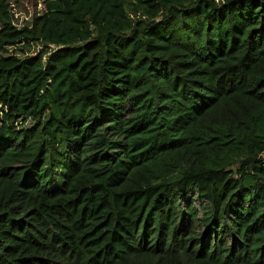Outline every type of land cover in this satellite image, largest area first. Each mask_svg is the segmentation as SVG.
<instances>
[{
	"label": "trees",
	"instance_id": "1",
	"mask_svg": "<svg viewBox=\"0 0 264 264\" xmlns=\"http://www.w3.org/2000/svg\"><path fill=\"white\" fill-rule=\"evenodd\" d=\"M11 2L0 264H264V0Z\"/></svg>",
	"mask_w": 264,
	"mask_h": 264
},
{
	"label": "rangeland",
	"instance_id": "2",
	"mask_svg": "<svg viewBox=\"0 0 264 264\" xmlns=\"http://www.w3.org/2000/svg\"><path fill=\"white\" fill-rule=\"evenodd\" d=\"M10 5H12L11 7L13 9V20L18 26H20L24 23V21L30 20L31 15L36 10L42 9L43 2L42 0H12ZM12 48L13 46L9 45L7 52H12ZM22 49L18 48L16 50V53L35 54L37 51L42 50L44 48H42V45L40 43H33L30 48L23 47Z\"/></svg>",
	"mask_w": 264,
	"mask_h": 264
}]
</instances>
